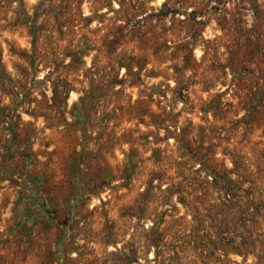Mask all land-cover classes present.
I'll list each match as a JSON object with an SVG mask.
<instances>
[{"label": "rangeland", "instance_id": "1", "mask_svg": "<svg viewBox=\"0 0 264 264\" xmlns=\"http://www.w3.org/2000/svg\"><path fill=\"white\" fill-rule=\"evenodd\" d=\"M0 264H264V0H0Z\"/></svg>", "mask_w": 264, "mask_h": 264}, {"label": "trees", "instance_id": "2", "mask_svg": "<svg viewBox=\"0 0 264 264\" xmlns=\"http://www.w3.org/2000/svg\"><path fill=\"white\" fill-rule=\"evenodd\" d=\"M66 90H67V87H66V84L65 83H62L60 86H58L57 84H55V83H52V87H51V91H52V97H55L57 94H64L65 92H66ZM178 94L177 95H179L178 96V98L179 99H183L182 98V95H181V87H178V89H177V91H176ZM77 111H79V110H77ZM75 112V120L76 121H78L80 118V114H77L78 112ZM213 173H214V171H212ZM224 182H227V181H224ZM222 189H224L225 191H229V190H231V192H230V194H233V193H235V188H222ZM156 226H155V224L153 223L150 227H149V230H154V228H155ZM158 232L155 230L154 231V235L155 234H157ZM152 238L151 239H154L155 240V237L154 236H151ZM154 240H152V242L151 243H154Z\"/></svg>", "mask_w": 264, "mask_h": 264}]
</instances>
